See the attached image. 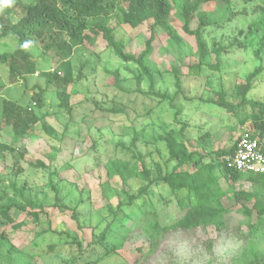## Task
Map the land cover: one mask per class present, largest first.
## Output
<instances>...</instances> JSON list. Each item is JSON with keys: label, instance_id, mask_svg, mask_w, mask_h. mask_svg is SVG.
<instances>
[{"label": "rangeland", "instance_id": "1", "mask_svg": "<svg viewBox=\"0 0 264 264\" xmlns=\"http://www.w3.org/2000/svg\"><path fill=\"white\" fill-rule=\"evenodd\" d=\"M170 1L174 5L170 31L155 29L148 62L157 72L155 91L170 96L175 92L170 71L180 69L182 93L173 101L149 95L146 80L137 85L136 67L120 62L100 39L92 46L83 41L68 53L59 48L64 37L49 29L42 39L30 35L23 42L22 52L28 59L17 57L15 75L10 76V61L0 62V204L12 197L26 209L10 211V220L0 216V264H264V227L254 226V211L250 216L243 212V208L252 209L253 201L235 202L228 194L222 199L228 212L221 231L214 226L161 231L154 241L148 235L155 223L168 226L184 215L166 186L153 185L148 194L117 209L119 202L129 201L119 178L106 175L108 162L126 163L138 174L149 168L152 178H159L173 167L159 138L183 127L182 139L189 152L213 154L230 149L250 129L249 115L254 110L247 104L237 109V116L228 113L216 105L218 95L224 93L225 102L237 105L235 88L245 84L258 65L263 71L253 80L247 97L264 102V54L261 62L253 55L264 34V9H259L264 8V0L202 6L210 14L202 35L209 51H221L218 60L210 53L194 76L187 75V68L198 63L195 41L182 30L181 0ZM21 14L17 9L13 21ZM108 23L125 53L139 54L151 37L148 24L131 29L117 11ZM196 27L194 18L189 29ZM16 49L13 39H0V54ZM217 61V69L210 68ZM68 62V86L48 83L52 74L64 75L63 65ZM112 73L119 76L118 86ZM61 90L68 96L70 116L59 108ZM39 96L40 107L33 104ZM10 103L16 105L14 111L30 108L39 118L21 139L3 121V108ZM206 134L208 139L199 141ZM193 170L191 166L180 169ZM213 174L226 190L229 182L223 180L221 170ZM145 184L134 175L124 189L134 195ZM233 188L254 191L264 203V187L257 190L242 180ZM34 212L36 217L31 216Z\"/></svg>", "mask_w": 264, "mask_h": 264}, {"label": "trees", "instance_id": "2", "mask_svg": "<svg viewBox=\"0 0 264 264\" xmlns=\"http://www.w3.org/2000/svg\"><path fill=\"white\" fill-rule=\"evenodd\" d=\"M246 3L256 0H244ZM230 0H181L179 7V14L183 20L182 30L185 34L194 38L198 63L193 66H188L187 75H198L201 72V65L204 60L214 53L218 60L220 49H212L209 51V46L202 35V28L208 26L206 19L209 13L201 10L202 6L210 3H222L224 6L229 5ZM124 6V7H123ZM258 8V6H256ZM22 11L21 16L13 21L16 10ZM259 9H264L263 7ZM117 11L121 15V20L124 25L129 26L131 29H136L142 25L148 24L151 30V37L146 41L145 48L137 55L125 53L124 45L120 41L113 38V30L109 26V17L112 13ZM174 11V5L170 0H12L10 5L0 4V39L11 38L17 44L15 52L10 54H0V62L6 63L10 61V76L15 75L14 67L17 57L28 59V56L23 54L22 46L25 40H28L34 35L36 38L42 39L44 34L50 29L60 34L59 48L66 50L68 53L72 52L73 47H80L83 41L87 45H94L102 40L106 48L110 49L112 53L124 64L133 65L138 70L134 72L133 78L137 85L143 80L147 82L148 94L159 98L160 100L173 101L175 97L182 93V81L180 69L172 67L170 74L174 81L175 92L173 96L167 93H159L155 91L156 87V74L157 72L149 65L148 57L151 52L152 35L155 29H165L168 32L169 19ZM234 13V12H232ZM233 15V14H232ZM196 18L197 27L194 30L189 29L190 22ZM229 19V18H228ZM205 27V28H206ZM245 32L241 35L245 36ZM242 46L241 43H238ZM264 54V34L258 41V48L253 51V55L259 62L262 61L261 56ZM69 63V62H68ZM66 63L63 68L64 75L54 73L48 79V83H54L59 87H66L70 83V69ZM218 61L210 66L212 69H217ZM29 71V70H28ZM262 66H256L251 73L245 78V84L239 85L235 88L238 104L233 105L224 101V93H219L218 102L216 105L223 108L228 113L237 114L239 108L244 105L250 104L254 112L250 113L249 119L251 127L248 130L251 136L258 140L261 150L264 154V102L250 100L247 95L252 89L253 80L262 72ZM115 85H119V76L112 73ZM80 79V78H79ZM146 93V94H147ZM42 95V93H41ZM60 100L59 108H61L69 116L71 114V107L68 104V96L65 91L61 90L57 93ZM38 107L41 106V97L36 98ZM16 105L13 103L8 104L3 108V121L5 125H11L15 131L16 137H24L26 132L31 126L38 123V116L31 114V109L14 111ZM179 114L180 110L177 109ZM237 116V115H236ZM185 125V124H183ZM184 128L180 132L170 131L159 140L165 143L167 150L168 162L173 163L170 171H167L159 178H152L149 168H143L138 174L129 169L128 165L123 162L110 161L105 167L106 175L117 177L123 186L122 191L126 193L128 204L118 203L117 209L120 210L123 206H129L130 203L141 195L148 194L149 189L158 183L166 186L170 193L175 197L177 204L180 208L184 209V215L173 222L172 224L164 227H159L157 223L152 226V231L148 235L149 240H156L161 231H188L195 230L200 227L214 226L216 230L221 231L224 228V215L228 212L222 203V199L226 198L228 194L234 196L235 202L238 199L244 201H253L252 209L243 208V212L250 216L252 211L256 215L255 227H264V203L260 201L259 195L256 192H236L233 184L239 181H247L252 186L260 190L264 187V175L254 174H241L233 170H228L224 166L217 163V157L230 152L232 149L221 150L219 152L198 153L189 152L186 147L184 138ZM51 131V130H50ZM208 139V134L199 138L203 142ZM135 138L132 143L134 145ZM9 151L13 152V148L9 147ZM204 151V150H202ZM184 166H191L194 170L180 171ZM219 168L222 172L224 181L229 182L228 188L223 190L218 179L213 174L215 169ZM134 175L143 178L146 182L144 186L139 188L136 194L129 195L124 187L127 180ZM13 186V184H12ZM55 193V205H58V192L56 187H52ZM20 193V190H18ZM6 202L0 204V216L10 220V211L25 212L26 209L16 204L14 198H5ZM33 206V205H32ZM60 210L67 209L65 206H57ZM42 208V206H40ZM72 219L77 222L74 210H71ZM37 213H32L31 216L36 217ZM251 228V234L253 226ZM211 246V243L209 244ZM108 255H113L111 251L107 252ZM258 258L256 257L255 260Z\"/></svg>", "mask_w": 264, "mask_h": 264}, {"label": "built area", "instance_id": "3", "mask_svg": "<svg viewBox=\"0 0 264 264\" xmlns=\"http://www.w3.org/2000/svg\"><path fill=\"white\" fill-rule=\"evenodd\" d=\"M231 151L217 157V163L241 174L264 175V154L248 130L235 140Z\"/></svg>", "mask_w": 264, "mask_h": 264}, {"label": "clouds", "instance_id": "4", "mask_svg": "<svg viewBox=\"0 0 264 264\" xmlns=\"http://www.w3.org/2000/svg\"><path fill=\"white\" fill-rule=\"evenodd\" d=\"M12 3V0H0V4L3 5H10Z\"/></svg>", "mask_w": 264, "mask_h": 264}]
</instances>
